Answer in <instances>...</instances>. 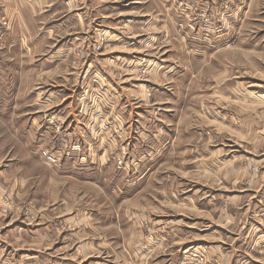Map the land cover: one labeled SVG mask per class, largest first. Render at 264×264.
<instances>
[{"label": "crops", "instance_id": "obj_1", "mask_svg": "<svg viewBox=\"0 0 264 264\" xmlns=\"http://www.w3.org/2000/svg\"><path fill=\"white\" fill-rule=\"evenodd\" d=\"M93 13L91 0H0V21L11 28L0 42V92L16 85L34 93L0 107V264H264V165L257 174L244 168L241 181L231 180L234 167L220 170L218 186L242 190L226 197V211L203 208L211 203L200 191L207 171L202 161L186 163L188 131L177 132L173 111L152 117L157 98H143L146 84L121 63L152 56L144 54L149 38L122 12ZM96 23L111 32L100 55L91 52ZM89 104L81 123L76 115ZM16 106L26 110L12 118ZM104 117L127 136L104 133ZM12 125L37 140L34 148L12 151ZM41 149L59 160L64 149L65 158L48 167ZM120 152L128 164L118 169L112 157ZM172 156L178 167H164Z\"/></svg>", "mask_w": 264, "mask_h": 264}, {"label": "rangeland", "instance_id": "obj_2", "mask_svg": "<svg viewBox=\"0 0 264 264\" xmlns=\"http://www.w3.org/2000/svg\"><path fill=\"white\" fill-rule=\"evenodd\" d=\"M91 5L94 16H99L100 10L101 14L106 12L113 16L122 12L124 19L138 22L144 38H149L150 44L144 47V54L148 51L152 56L143 57L133 64L125 60L121 63L130 67L140 84H146L143 98L148 97L151 101L157 98L152 117L156 119L173 111L178 115L177 132L188 131L186 163L190 165L202 161V167L207 171L204 172V186L200 191L203 197L211 199L212 204L205 203L203 208H209L208 204L213 210L226 211V197L238 196L242 187L237 186L227 194L228 188L218 186L217 181L222 180L224 175L220 170L234 167L238 177L234 173L231 180L241 181L240 174L244 168L250 167L257 174L259 167L264 165V0H91ZM97 25L92 24L91 35L94 36L95 31L97 36L91 42V52L100 55L112 46L109 40L111 32L104 33L109 30ZM105 25L111 27L108 23ZM9 29L7 22L0 21V42H3ZM16 88L12 85L11 91L0 92V107L3 101L18 105L33 99V92L17 91ZM98 90L97 86H91L88 97L95 100ZM166 90L172 98L163 96ZM168 100L175 101L165 105ZM243 104L246 114L240 112ZM93 106L89 104L79 109L81 113L77 111L79 122L82 123L83 116L90 115ZM25 110L23 107H12L11 117L16 118ZM54 116L47 117L53 118L48 125L58 137L62 124ZM102 119L105 117L98 122L99 127L102 121L116 122L111 118ZM14 126L9 140L12 151L13 146L23 149L27 143L30 149L34 148L33 143L37 140L23 137L21 127L16 130ZM249 130L251 139L243 138V133ZM122 132L123 138L127 136L125 131ZM121 148L123 150L124 147ZM43 151L51 152L41 149L38 154L48 167L59 166L65 158L64 149L60 150L62 157L58 164H50L43 158ZM194 151H199L202 156L195 159ZM122 154L120 152L112 157L113 167H127ZM118 159L120 166L117 165ZM172 159L176 156H172L171 162L164 167H178ZM162 160L160 156L154 164L160 165ZM31 164L35 163L31 161ZM213 167L222 168L214 171ZM212 182L215 184L212 185ZM203 212L205 218L207 212L204 209Z\"/></svg>", "mask_w": 264, "mask_h": 264}, {"label": "built area", "instance_id": "obj_3", "mask_svg": "<svg viewBox=\"0 0 264 264\" xmlns=\"http://www.w3.org/2000/svg\"><path fill=\"white\" fill-rule=\"evenodd\" d=\"M100 128L103 129V131H107L110 132L111 135L115 134L116 139L121 140L123 138V132L121 130V128L118 126V124L115 123H110V122H101L100 123ZM111 131H113V134L111 133ZM123 133V134H122ZM42 156L43 158L50 164H58L59 162V158L57 155L51 154V153H46V152H42ZM118 166L121 165V161L118 159Z\"/></svg>", "mask_w": 264, "mask_h": 264}]
</instances>
